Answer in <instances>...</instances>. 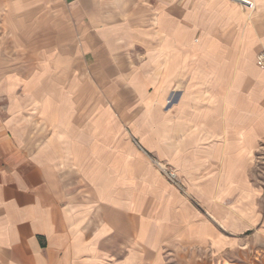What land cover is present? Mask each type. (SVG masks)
I'll return each mask as SVG.
<instances>
[{
    "label": "crops",
    "instance_id": "crops-1",
    "mask_svg": "<svg viewBox=\"0 0 264 264\" xmlns=\"http://www.w3.org/2000/svg\"><path fill=\"white\" fill-rule=\"evenodd\" d=\"M255 2L224 39L228 0H0V264H264ZM179 75L227 140L200 149L226 161L186 192L141 143Z\"/></svg>",
    "mask_w": 264,
    "mask_h": 264
},
{
    "label": "rangeland",
    "instance_id": "rangeland-1",
    "mask_svg": "<svg viewBox=\"0 0 264 264\" xmlns=\"http://www.w3.org/2000/svg\"><path fill=\"white\" fill-rule=\"evenodd\" d=\"M228 2L233 6L232 14L223 15L222 27L217 33L224 39L244 37L245 26L256 24V10L247 9L236 0ZM252 51L254 64L261 67L258 56L264 52V45L253 46ZM182 77L184 80L188 78L177 76L170 90L159 93L155 98L157 102L148 109L147 115L154 122L151 125L153 132L147 133L148 139L141 143L147 150L150 149L151 157L143 150L142 153L157 170L159 177L186 192L190 183L209 175L206 172L209 168L204 170V166L224 164L226 161V158L203 156L200 149L211 148L214 143L225 145L227 140L224 135L213 131V125L198 123L194 119L197 116V94L190 93L186 94L188 98L183 97L185 94L182 86L187 82H182ZM162 95L163 97H160ZM182 99L187 102L186 105ZM181 121H184V124H181ZM255 143V151L251 157V175L256 184L264 187V140L260 139ZM190 199L198 204L195 197L191 196Z\"/></svg>",
    "mask_w": 264,
    "mask_h": 264
},
{
    "label": "built area",
    "instance_id": "built-area-1",
    "mask_svg": "<svg viewBox=\"0 0 264 264\" xmlns=\"http://www.w3.org/2000/svg\"><path fill=\"white\" fill-rule=\"evenodd\" d=\"M243 6H245L247 9H255L256 8V2L255 0H236ZM258 63L261 67L264 68V52L259 54L258 56Z\"/></svg>",
    "mask_w": 264,
    "mask_h": 264
}]
</instances>
